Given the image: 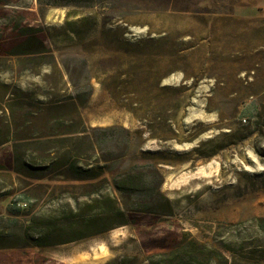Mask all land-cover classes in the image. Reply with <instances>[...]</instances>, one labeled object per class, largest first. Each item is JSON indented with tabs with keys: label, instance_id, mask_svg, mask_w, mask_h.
I'll use <instances>...</instances> for the list:
<instances>
[{
	"label": "rangeland",
	"instance_id": "374dc122",
	"mask_svg": "<svg viewBox=\"0 0 264 264\" xmlns=\"http://www.w3.org/2000/svg\"><path fill=\"white\" fill-rule=\"evenodd\" d=\"M47 1L0 0V264H167L184 234L264 264V0ZM71 146L95 179L42 170ZM107 198L123 225L48 234Z\"/></svg>",
	"mask_w": 264,
	"mask_h": 264
},
{
	"label": "trees",
	"instance_id": "16d2710c",
	"mask_svg": "<svg viewBox=\"0 0 264 264\" xmlns=\"http://www.w3.org/2000/svg\"><path fill=\"white\" fill-rule=\"evenodd\" d=\"M91 1L92 0H49L47 2L48 4L78 5L91 4ZM37 44H39V40L35 35L31 34L28 35L21 43H19L16 48H34V46ZM15 94L18 98L17 93ZM29 104L31 105L32 109L27 114L30 117L29 119L35 122L39 121L42 118L43 113L45 114L53 108H59L58 106L60 105L57 103L52 104L50 102L39 103L38 101H32ZM70 104L72 105V107H74L76 114H78L77 107L73 103ZM75 149L76 148L71 146V154L63 156L62 158H59V160L53 157L52 159H50L48 165L44 166L42 170H45V172L50 173L66 172L68 176L73 180H80L82 178L95 179L98 176L95 172L83 171L80 166V160L78 158V155L73 153V150ZM14 161L15 162H12V164L13 170L15 172L20 173L22 171H25L23 162L20 160V158L15 159ZM100 202L101 200H95V203L97 204ZM102 204L103 206L99 207L98 205L97 207H95L101 210L97 213L93 212L94 215L87 217L83 212L74 213L73 216L68 219V222H66L63 226L59 225L58 223L51 226L52 229H50V232L48 234H51L53 236H59L61 234H59L58 230L64 229L68 236H70V240H76L96 235L105 232L115 226L117 227L124 224L126 220L125 214L115 204V202L107 198ZM166 205L168 207V210L167 213L163 215L169 216L171 214V209L169 207L168 201H166ZM87 207H90V205H87ZM259 220L260 222L264 221L263 219ZM46 238L48 237L39 236L35 239H30V241L33 242V244H35L36 246L41 247L50 244V242L47 241ZM205 252H213V254L219 259L221 258V255L218 251L208 248L205 243H200L195 239H191L189 234H184L178 244L172 250L159 256L161 260L158 261H169L167 262V264H172L174 262L175 264H203L198 261H207V259H204ZM207 258L209 260L213 257H210L209 255L207 256ZM152 259L153 258L151 257V261H153Z\"/></svg>",
	"mask_w": 264,
	"mask_h": 264
}]
</instances>
